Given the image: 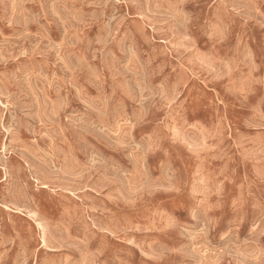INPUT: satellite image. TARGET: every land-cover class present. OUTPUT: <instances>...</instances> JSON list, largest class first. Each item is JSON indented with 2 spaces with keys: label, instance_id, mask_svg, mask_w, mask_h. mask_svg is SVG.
Instances as JSON below:
<instances>
[{
  "label": "rangeland",
  "instance_id": "374dc122",
  "mask_svg": "<svg viewBox=\"0 0 264 264\" xmlns=\"http://www.w3.org/2000/svg\"><path fill=\"white\" fill-rule=\"evenodd\" d=\"M0 264H264V0H0Z\"/></svg>",
  "mask_w": 264,
  "mask_h": 264
}]
</instances>
